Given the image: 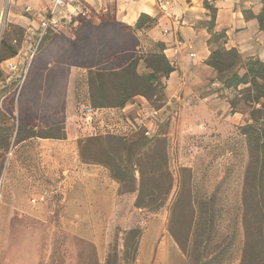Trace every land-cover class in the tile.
Listing matches in <instances>:
<instances>
[{
  "label": "trees",
  "instance_id": "obj_1",
  "mask_svg": "<svg viewBox=\"0 0 264 264\" xmlns=\"http://www.w3.org/2000/svg\"><path fill=\"white\" fill-rule=\"evenodd\" d=\"M260 4L261 11L255 18L259 30L264 32V0ZM204 6L211 12L209 22L205 24L211 36L208 40L211 53L206 66L215 71L219 88L233 90L251 108L252 123L244 127L251 162L246 169L241 196L244 239L239 262L264 264V124L256 125L259 116L264 114V63L257 58H243L234 49L226 50L223 47L224 32H213L214 9ZM86 9L90 16H82ZM76 17L80 26L72 39L47 33L33 54L18 98L19 119L13 145L32 138L65 139L63 127H56V133H52L49 132L51 127L38 125L53 124L52 118L48 120L41 115L46 111L53 115L64 113L69 69L73 67L87 73L88 100L94 110L123 109L136 97L145 99L155 110L162 109L167 102L165 81L175 69L163 53L166 47L158 44L154 50L145 51L138 36L153 24L151 17L141 15L134 25L128 26L116 20L111 12L97 14L85 5L80 6ZM1 42L0 63L17 54L15 47L8 51L7 43ZM141 66L145 70L143 73L139 71ZM4 89L10 90L9 87ZM151 102L159 106L156 108ZM256 105L259 107L254 109ZM230 106L233 108L235 103ZM136 135L139 138L133 142L112 134L95 136L106 140L104 154L110 160L106 164L89 161L81 152L79 158L86 164L107 168L118 184L119 195L133 194L134 208L153 214L167 202L171 179L168 159L160 144L142 150L157 138V132L146 138L139 129ZM172 204L167 231L185 256L186 264H229L234 234L219 240L217 223L220 214L215 194L198 200L190 195H178ZM123 235L122 256L111 254L105 264L135 262L140 229L125 230Z\"/></svg>",
  "mask_w": 264,
  "mask_h": 264
},
{
  "label": "rangeland",
  "instance_id": "obj_2",
  "mask_svg": "<svg viewBox=\"0 0 264 264\" xmlns=\"http://www.w3.org/2000/svg\"><path fill=\"white\" fill-rule=\"evenodd\" d=\"M30 1L16 0L10 4L8 0L0 1V47L1 41H4L8 51L12 46L17 50L16 56L0 63V185L2 180L6 179V162L12 150L11 145L16 139L21 86L42 37L51 33L43 34L41 30L40 24L46 16L40 19L24 11ZM90 15L89 13L88 16ZM33 20L39 27L34 29L31 26ZM63 25L57 34L69 39H72L74 31L80 26L77 17L73 15L68 16ZM139 71L143 73L145 70L141 66ZM83 84V80L78 78L75 89L85 88ZM5 87L10 90H5ZM208 92H216L223 99L226 98L230 111L239 115L245 114L246 124L241 127H226L218 133H211L210 136H199L193 133L196 131L194 128L204 121L200 118L195 119L191 125L181 118H175L173 121L170 117H165L154 121L157 138L142 150L160 144L164 147L168 159L170 191L166 205L161 210L153 214L143 209L136 210L132 201L134 198L127 196L115 207L112 215L97 217L99 219L93 224V228L95 235L99 236L93 238L81 237L79 232L75 231L74 225L69 223L66 224L67 229L64 232L59 230L58 225H35L29 227L30 233H27L26 226L16 227V223H12L7 216L0 223V264H105L111 254H116L119 258L122 256L123 232L134 228L140 229L141 237L133 264H186L185 256L167 231L170 208L178 195H190L198 200L209 198L213 194L216 196L220 214L217 223L219 240L234 234V249L229 264H240L244 239L241 196L246 169L251 162L244 127L252 123L251 108L249 109L233 90L212 87ZM78 95L79 99L74 96L73 102L67 106L66 90L64 113L53 115L52 112L46 111L41 115L46 116L48 120L52 118L53 124L44 123L38 126L51 127L49 132L52 133H56V127H63L65 138L70 136L77 139L78 155L81 152L89 161L105 164L110 161L104 154L107 148L106 140L95 136L112 131L117 133L118 137H126L128 142L139 138V135H136L139 130L137 128L142 125L134 123V113L112 117L107 113L98 112L88 122L82 109L87 105V100L81 96V92ZM232 102L235 103L233 108L230 106ZM151 105L156 108L159 106L153 102ZM258 107L256 105L254 109ZM259 117L257 126L264 124V114ZM151 120L152 118L146 119L142 124L147 126ZM196 129L199 130L198 127ZM17 158L18 161H23L20 157ZM104 169L110 175L109 170ZM136 178L138 179L137 174ZM54 216H58L57 212ZM27 234L32 237L28 239Z\"/></svg>",
  "mask_w": 264,
  "mask_h": 264
},
{
  "label": "crops",
  "instance_id": "obj_3",
  "mask_svg": "<svg viewBox=\"0 0 264 264\" xmlns=\"http://www.w3.org/2000/svg\"><path fill=\"white\" fill-rule=\"evenodd\" d=\"M1 2L3 0H0ZM16 0H9L8 4ZM94 13L111 12L116 20L132 26L141 15H148L154 21L147 29L138 33L145 51L154 50L156 45L169 49L178 40L189 47L183 51L177 68L165 81V95L168 98L160 109L161 118L185 119L189 125L195 119H202L193 134L210 136L226 127H241L246 115L229 110L226 98L216 92V73L206 61L211 53L208 40L210 32L205 27L211 12L215 11L213 32L223 33L226 50L234 49L243 58H257L264 63V32L259 30L255 16L261 11V0H86ZM49 0H31L24 11L40 19L47 16ZM35 20L31 26L39 27ZM167 31V33H164ZM189 53H195L194 60ZM67 106L74 96L88 100L87 73L78 68L69 69ZM80 78L85 88L75 89ZM80 90V91H79ZM79 99V98H78ZM150 105L142 97H136L123 109L98 110L109 116L134 113V123L142 124ZM111 111V112H108ZM107 116V117H109ZM189 128V126L187 127ZM191 129L193 126L190 127ZM7 159L6 179L0 185V223L9 216L16 227L35 225H58L63 232L66 224H73L81 237L93 238V224L102 215H112L122 199L134 198L133 194L118 193V184L108 175V171L96 164H86L80 160L77 139H29L11 145ZM20 157L23 161H18ZM6 184V185H5ZM59 200V202H54ZM134 199H132L133 201ZM41 201V202H40ZM57 212L58 216H54ZM9 214V215H7ZM28 239L31 235L27 234ZM32 237V236H31ZM102 251H100L101 253Z\"/></svg>",
  "mask_w": 264,
  "mask_h": 264
},
{
  "label": "built area",
  "instance_id": "obj_4",
  "mask_svg": "<svg viewBox=\"0 0 264 264\" xmlns=\"http://www.w3.org/2000/svg\"><path fill=\"white\" fill-rule=\"evenodd\" d=\"M81 5L87 6L86 0H49L47 16L42 20L40 24L42 33L45 34L47 32H51L57 34V32H59L64 26L63 21L66 20L68 16H77L79 14ZM89 13L90 11L86 9V12H84L82 16H86ZM164 33H167V31H165ZM185 50H189V47L185 45L183 41L178 40V42H176L175 45L169 49L170 54L168 57L165 53L166 49L163 51V53L165 54L170 66L176 69L178 61L181 55L184 53L183 51ZM188 56L189 58L194 60L196 54L189 53ZM82 109L83 112H85L84 115H86L88 122L92 120V116H96V114L99 112L98 110H94L90 106V104L83 106ZM145 116L147 117V119L152 118L153 122H151L152 120L149 121L147 126L145 124H141L142 126H139V128L137 129L143 130V135L146 138H150L156 133V129L153 126L156 121L161 119V113L160 110H155L150 106V110L148 112H145ZM108 134L118 135L117 133H114L112 131L108 132Z\"/></svg>",
  "mask_w": 264,
  "mask_h": 264
},
{
  "label": "bare ground",
  "instance_id": "obj_5",
  "mask_svg": "<svg viewBox=\"0 0 264 264\" xmlns=\"http://www.w3.org/2000/svg\"><path fill=\"white\" fill-rule=\"evenodd\" d=\"M160 250V249H159ZM162 250H163V248H162ZM167 252V251H166ZM161 254V253H160ZM162 259H163V257H162ZM161 262V261H160Z\"/></svg>",
  "mask_w": 264,
  "mask_h": 264
}]
</instances>
